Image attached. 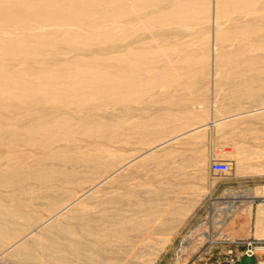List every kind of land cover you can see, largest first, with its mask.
<instances>
[{
	"label": "rangeland",
	"instance_id": "1",
	"mask_svg": "<svg viewBox=\"0 0 264 264\" xmlns=\"http://www.w3.org/2000/svg\"><path fill=\"white\" fill-rule=\"evenodd\" d=\"M210 10L212 13V6ZM204 21L200 26L208 34L207 51L198 49L194 41L198 35L189 28L156 38V43L169 47L188 40V47L182 50L186 58L176 60V65L173 59L165 77L141 85L131 99L119 100L122 98L113 94L94 107L91 115L102 117L105 123L95 135L74 133L70 139L55 142L54 150L71 149L72 155L93 156L88 167L80 162L77 175L42 179L38 176L41 171H35V163L28 158L30 161L12 168L9 177L0 176V252L78 196L84 185L94 184L166 137L210 119L220 120L158 147L155 159L129 163L95 193L79 197L70 211H63L51 224L47 222L0 253V264H231L230 258L245 250L242 243L232 240L264 239V221H256V213L264 214V200L258 192L264 184V116H260L264 109L252 112L264 105V62L214 66L213 25ZM138 27L130 42L150 40L154 30ZM104 36L108 37L103 34L96 41ZM120 41L100 48L101 54L111 56L112 49L111 54H116L123 48ZM90 50H96L94 45ZM68 54L73 56V52ZM250 55L264 56V52ZM156 62L154 73L162 64ZM49 105L53 104L46 107ZM29 106L28 102L20 105ZM72 113L75 118L84 115L80 109ZM237 113L240 115L232 116ZM145 116L164 118L166 128L151 135L154 128L144 129L139 123ZM22 119L26 124L30 117ZM26 147L21 149L30 154L32 148ZM212 159L226 160L229 171L211 174ZM8 166L0 164V171ZM21 172L27 173L25 178L19 177ZM47 202L55 203L45 209Z\"/></svg>",
	"mask_w": 264,
	"mask_h": 264
},
{
	"label": "bare ground",
	"instance_id": "2",
	"mask_svg": "<svg viewBox=\"0 0 264 264\" xmlns=\"http://www.w3.org/2000/svg\"><path fill=\"white\" fill-rule=\"evenodd\" d=\"M203 20L213 25L214 66L264 62V56L250 55L264 52V27L261 25L264 24V0H0V164L9 165L7 169L0 171V176L7 174L9 177L12 174H9L10 170L14 167L15 170L28 158L35 163V171L45 173H37L42 179L49 175H63L65 179L77 175L76 168L80 162L88 167L93 156L90 158L91 155L85 153L79 154L80 156L77 153L72 155V152L69 154L71 149L69 152L54 150L55 142L70 139L74 133L95 135L105 123L102 117L91 115L94 107H99L113 94L122 98L119 100H127V97L138 92L141 85H146V82L154 83L165 77L169 73L168 69H172L170 64L174 62L173 59L176 65V60L186 58L182 53L188 47V40L179 42L180 46L169 47L156 43V38L168 37L174 31L189 28L191 34L198 35L194 38L198 49L203 51L206 48L207 51L208 34L200 26ZM137 26L154 30L148 36L150 40L137 38L130 42L134 27ZM140 27L138 28L141 29ZM117 31L121 33H116ZM103 34L108 37L104 36L103 40L96 41ZM120 40L124 42L123 48L116 54H111L113 49L111 56L101 54L100 48ZM91 45L96 50L91 52ZM69 52H73V56L68 57ZM157 60L162 64L158 68L160 70L154 73ZM25 102L30 103L29 108L20 107ZM49 103L53 105L47 108L46 104ZM77 109L83 110L84 115L79 118L72 116V112ZM261 109H264V105L252 112ZM26 115L30 120L24 124L20 120ZM223 118L225 119H221ZM140 119L139 123L144 129L154 128L150 130L151 135L166 128L164 118L145 116ZM218 120L220 119H210L190 130L166 137L159 144L152 145L123 165L107 172L94 184L89 185L90 182L84 185L80 189L84 190L78 196L67 201L0 253L9 250L47 222L51 224V220H55L63 211H70L79 197L94 192L129 163L140 158L155 159L157 156L154 151L158 147L206 125H213ZM51 136L58 138L52 140ZM21 145L32 148L29 155L24 153ZM101 154L98 151L96 156L100 157ZM59 161L60 165L56 164ZM23 173L19 177L25 178L27 173ZM34 178L39 180L40 177L34 175ZM54 203L47 202L45 209L52 207ZM256 221H264V214L256 213ZM60 227L64 228L63 224ZM246 254L254 256L255 264H264L258 256L259 252Z\"/></svg>",
	"mask_w": 264,
	"mask_h": 264
},
{
	"label": "built area",
	"instance_id": "3",
	"mask_svg": "<svg viewBox=\"0 0 264 264\" xmlns=\"http://www.w3.org/2000/svg\"><path fill=\"white\" fill-rule=\"evenodd\" d=\"M229 169L230 166L226 160L212 159L209 162V172L213 175L227 173ZM260 188L259 197L261 200H264V184L260 185ZM232 242L237 244L242 243L245 246L244 253H253V251L256 253L259 252L258 256L264 258V239L247 238L244 240H232ZM237 258L231 257L229 263L235 262Z\"/></svg>",
	"mask_w": 264,
	"mask_h": 264
},
{
	"label": "water",
	"instance_id": "4",
	"mask_svg": "<svg viewBox=\"0 0 264 264\" xmlns=\"http://www.w3.org/2000/svg\"><path fill=\"white\" fill-rule=\"evenodd\" d=\"M233 264H255V259L253 255L243 253L241 258L236 260Z\"/></svg>",
	"mask_w": 264,
	"mask_h": 264
},
{
	"label": "crops",
	"instance_id": "5",
	"mask_svg": "<svg viewBox=\"0 0 264 264\" xmlns=\"http://www.w3.org/2000/svg\"><path fill=\"white\" fill-rule=\"evenodd\" d=\"M228 198H230V197H228Z\"/></svg>",
	"mask_w": 264,
	"mask_h": 264
}]
</instances>
